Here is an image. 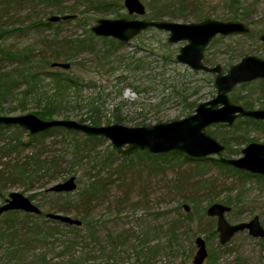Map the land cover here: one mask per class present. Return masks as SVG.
I'll list each match as a JSON object with an SVG mask.
<instances>
[{"label": "rangeland", "instance_id": "rangeland-1", "mask_svg": "<svg viewBox=\"0 0 264 264\" xmlns=\"http://www.w3.org/2000/svg\"><path fill=\"white\" fill-rule=\"evenodd\" d=\"M2 1L8 4V11L0 15V35L5 30L20 31L0 40V47L6 52L20 53L21 58L6 61L0 56L1 73L10 72L18 77L15 69H29L34 58L52 60L54 54L43 53L46 45L62 55L70 54L69 60L55 62L71 65L69 70L61 69L62 73L76 79L79 88L66 93L62 115L54 119L79 122L98 94H109L104 126L115 124V109L124 118L125 126H151L186 118L201 103L216 97L215 76L177 62L176 57L187 42L169 44V34L158 30L145 32L127 44L94 36L91 29L100 19H140L128 14L124 0H109L113 7L107 10H97L88 0ZM141 1L146 6L145 0ZM162 4L169 6V10H165L168 15L161 21L198 23L195 17L201 13L223 22L237 16L239 19L233 21L249 27L248 35L216 37L205 50L206 65H220L226 73L246 56L264 59V44L260 41L264 36V0H164ZM70 10L76 12L68 13ZM60 11L77 18L48 22L50 16L61 15ZM172 15L178 18L171 19ZM38 22L52 26L28 27ZM92 36L95 40L90 42ZM75 42L78 50L70 47ZM38 68L40 82L36 84V93L26 95L27 84L23 81L9 94L0 92V116L35 115L41 109L44 93L52 87L43 60ZM261 81L237 87L230 98L241 100L234 103L243 107V101L252 102L255 107L250 110L263 109ZM243 120L231 127H208L206 133L226 150L199 163L187 160L184 154L179 158L167 157L166 161H150L138 152L122 156L106 138L87 141L88 136L82 133L57 132L30 143L31 137L23 129L22 133L15 127L1 130L0 207L11 193L17 192L29 199L36 195L30 200L42 212L57 213L61 201L48 190L75 178L77 188L67 198L74 209L67 215L82 221L83 226L76 229L47 222V218L28 219L30 228L37 225L46 234L45 242L39 243L41 237L34 238L35 249L20 261L10 256L8 242L2 240L0 264H193L198 238L207 245L204 264H264V238L255 239L245 231L223 246L216 230L217 218L207 215L212 205L221 204L231 208L226 214L231 225L259 217L264 228V180L244 179L241 173L228 171L212 161L221 157L239 159L248 145L264 144V127L247 125ZM77 143L92 151L84 152L81 162L73 165L70 147ZM38 150L47 161L63 160L60 171L54 177L42 172L31 180L23 178L18 167L29 162L28 158ZM94 178L105 187L86 209L81 202L82 190ZM0 219L1 223L5 217ZM213 231L216 235H211ZM152 249L155 255L151 257Z\"/></svg>", "mask_w": 264, "mask_h": 264}, {"label": "water", "instance_id": "water-1", "mask_svg": "<svg viewBox=\"0 0 264 264\" xmlns=\"http://www.w3.org/2000/svg\"><path fill=\"white\" fill-rule=\"evenodd\" d=\"M124 6L131 16L140 19H100L91 31L98 38H112L127 44L150 29H156L169 34V44L187 42L181 47L176 57L178 63L188 66L196 72H204L215 76L214 86L216 97L211 101L201 103L194 114L168 123L151 126L128 127L120 124L92 126L74 120L52 119L44 120L34 114L23 116H0L1 127H20L28 132L30 137L47 133L56 128L85 134L89 137H103L110 141L112 147L122 156H131L136 152L147 151L151 154H167L177 152L190 159L201 160L223 154L226 147L206 133L212 125L223 124L233 126L239 119H252L264 122V109L250 110L232 102L230 94L239 86L257 80H264V59L256 56H246L238 64L233 65L226 73L220 66L210 67L204 63L206 48L218 36L248 35L249 27L238 21L204 20L198 23H175L167 21H148L142 19L147 9L141 0H124ZM76 15L52 16L48 22L59 23L72 21ZM264 44V36L260 38ZM52 68L69 70V63L55 62ZM239 159L221 158L222 163L255 176L264 177V144L252 143L242 150ZM75 178L57 184L49 189L52 193H72L76 190ZM186 211L189 208L185 206ZM20 211L26 214L41 215L42 210L22 193H11L5 204L0 207V217L8 212ZM231 208L214 204L207 210L209 217L217 218V232L221 245L228 244L235 235L247 231L255 239L264 238V228L259 217L250 222L231 225L226 214ZM49 220L63 224L82 227L80 220L68 215L49 213ZM197 252L193 264H204L208 258L205 240H196Z\"/></svg>", "mask_w": 264, "mask_h": 264}, {"label": "trees", "instance_id": "trees-1", "mask_svg": "<svg viewBox=\"0 0 264 264\" xmlns=\"http://www.w3.org/2000/svg\"><path fill=\"white\" fill-rule=\"evenodd\" d=\"M10 1V0H9ZM66 0H59L60 3L65 2ZM88 2L91 3L92 7H95L97 10H107L112 8V4L109 2V0H88ZM146 2V9H147V14L150 19L148 21H161L163 20V17L166 14V11L169 10V6H166V4H162L164 0H145ZM234 2H237V0H234ZM18 3V2H17ZM232 10L234 9V5L231 6ZM166 10V11H165ZM8 11V4H4V2L1 0L0 1V15H2L4 12ZM76 11L70 10L68 13H75ZM67 13V12H66ZM238 13V12H237ZM58 16H64L62 14H65L63 11H60ZM65 15H70V14H65ZM55 16V15H52ZM50 16V17H52ZM49 17V18H50ZM48 18V19H49ZM175 15L171 16V19H176ZM197 22H202L204 20L210 19L207 16L201 15V13H198L197 16L195 17ZM238 20L239 17L234 16L233 18H228V20ZM52 26L51 23H43V22H38L33 24L32 26L29 25L28 27L30 28H36V29H42L46 27ZM19 28H15L12 30H5L3 32V35H0V40H4L7 36H11L15 34L16 32L20 31L18 30ZM156 29H150L147 32L155 31ZM95 36V35H94ZM95 40V38L92 36V39L90 42ZM104 41H109V39H103ZM111 42H114L111 40ZM74 45V46H73ZM77 43H71L72 49H77L78 46H76ZM47 47L45 48L46 50L43 51L46 55L50 52L54 56L52 57V60L48 58H42L39 57L34 58V61L30 62V68L29 69H23V70H17L15 69L16 72H18V77H13L11 73H1L0 72V92L4 94H9L11 93L14 89L15 86L18 84L19 81L26 82L27 88L25 91V94H31L34 93L33 91H37V85L38 82H40V72H39V63L43 60V64L45 67V70H47V76L48 79H50L51 82V89L49 92H45L43 96V106L39 111L35 113V115L41 119L45 120H51L54 119L60 115H62V111L64 109V103H65V95L69 90H77L79 88V82L72 78V77H66L63 73L62 70L59 68H52V64L55 63V61L60 60V59H65L69 60L70 54L67 55H62L61 53H58V50H54V48H51L49 45H46ZM53 47V46H52ZM64 47V46H63ZM52 50V51H51ZM0 56L4 57L6 61H14L18 60L21 58L20 53H13V52H6L0 47ZM40 56V55H39ZM42 56V55H41ZM205 62V61H204ZM33 63H37L36 65ZM33 65V66H32ZM261 83L264 85V80L261 81ZM245 86V85H243ZM35 91V93H36ZM120 93V92H119ZM264 94V91H263ZM121 95V94H119ZM231 98L232 102H239L238 98L232 96ZM264 97V96H263ZM45 99V102H44ZM109 94H98L88 105L87 110H86V115L85 117L81 118L79 122L81 123H87L92 126H104L105 120L107 118V105L109 103ZM243 105L247 109H253L255 105L250 102V101H243ZM196 107V105H195ZM264 109V103L262 104V107ZM112 117H113V122L115 124H120L123 125L124 118L118 113V110L115 109L112 111ZM244 124L247 125H254L255 127H264V122H257L252 119H245L243 120ZM142 124V123H141ZM140 124V125H141ZM18 131L21 133L23 132L20 127L16 126L15 127ZM4 129H7V127H1V130L3 131ZM61 132V133H66L69 135H79L78 132L74 131H67L62 128H56L53 130H50L47 133H41L36 136L31 137L30 143L33 141H38L39 138H46L49 136H52L54 133ZM99 138L97 137H87V141L91 140H97ZM70 155L73 160V165H76L75 162L80 163L81 160L83 159V153L84 152H91L92 149L90 148H85L83 144L77 143L72 144L70 147ZM137 155H145L148 160L153 161V160H161L164 159L166 161L167 157H172V158H179L181 156L184 157L183 154L177 153V152H170L167 154H151L147 151L144 152H138L136 153ZM187 160H192L189 157L185 156ZM212 160V159H210ZM28 161L25 165H21L18 168V172L21 174L23 178H27L28 180H31L33 177L38 176L40 173L44 172V175L47 174H52L54 177L58 171L61 169V165L63 163V160H60L59 158L54 159L52 161H47L46 159H43V153L41 150H38L35 154L30 156L28 158ZM197 163L201 161H207V160H193ZM217 166L221 168H226L228 171H233V172H238L241 173L244 177V179H259V180H264L263 176H254L249 173L239 171L232 166L222 163L220 160L214 159L212 160ZM105 184L102 183L101 181L97 179H91V182L87 185L86 188H84L81 194V202L83 203V206L87 209L90 202L95 199L100 197L102 195L103 190H104ZM47 193H52V192H47ZM53 194V193H52ZM54 195L60 199V206L56 209L57 213L55 214H63L67 215L69 212L73 211L74 205L72 202L67 200L71 196L70 193H58ZM36 198V195L30 196V199ZM6 201V200H5ZM89 209V208H88ZM49 214V213H48ZM69 216V215H68ZM1 217H5V220L0 223V241L5 240L8 242V252L11 257L15 259H20L24 260L25 257H27L28 253L33 251L35 249V246L33 244L34 238H39L41 237L39 243H44L47 236L44 232H41L42 230L40 229L39 226L34 225L29 227V223L26 221L28 219H37V220H44L47 218V214L42 212L41 215H33V214H26L20 211H14V212H8ZM22 217V218H21ZM48 218L47 221L48 222ZM1 221V219H0ZM53 221V220H51ZM54 223H58L60 225H65L67 227L71 228H76L79 229L78 227L74 226H69L66 224H63L58 221H54ZM39 225V224H38ZM83 226V225H82ZM81 228V227H80ZM211 235H216V232L213 231ZM151 257L155 255V249H152V251H149Z\"/></svg>", "mask_w": 264, "mask_h": 264}]
</instances>
